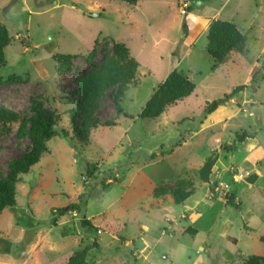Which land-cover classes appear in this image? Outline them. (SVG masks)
Instances as JSON below:
<instances>
[{
	"label": "rangeland",
	"instance_id": "obj_1",
	"mask_svg": "<svg viewBox=\"0 0 264 264\" xmlns=\"http://www.w3.org/2000/svg\"><path fill=\"white\" fill-rule=\"evenodd\" d=\"M12 1L0 0V22L12 37L0 68V178L31 148L29 136L18 133L23 121L38 112L56 120L57 135L22 176L17 206L0 213V264H67L84 249L96 264H241L264 257V0H18L8 9ZM213 20L234 23L247 36L244 51L226 64L206 50ZM119 42L139 63L124 115L115 108L113 83L92 111L93 126H85L86 111L73 119L84 99L79 82L102 68ZM58 54L73 56L69 67ZM174 70L197 85L195 93L157 119L140 118ZM241 86L223 106L240 107L203 127L207 103ZM244 133L256 139L236 142ZM88 163L100 164L91 179ZM178 179L192 183L189 200L154 197L156 187ZM224 186L238 206L211 203L213 193L227 194L216 191ZM196 201L202 203L195 208ZM73 203L83 213L56 216ZM83 218L94 229H82ZM226 221L230 237L221 234Z\"/></svg>",
	"mask_w": 264,
	"mask_h": 264
},
{
	"label": "trees",
	"instance_id": "obj_2",
	"mask_svg": "<svg viewBox=\"0 0 264 264\" xmlns=\"http://www.w3.org/2000/svg\"><path fill=\"white\" fill-rule=\"evenodd\" d=\"M128 5H136L139 0H114ZM12 37L5 25L0 22V68L6 66L5 50L11 45ZM207 53L214 60L216 64H226L229 57L234 52H243L247 36L243 33L237 25L229 21L213 20L210 24L207 36ZM113 57L107 58L102 64V68L93 69L81 81L80 91L84 96L82 104L77 106L76 111H73V119L79 115L83 116L86 111L88 117L84 125L92 127V111L97 102L104 96L109 86L113 83L118 84L116 92L113 95V101L118 114L124 115L123 100L126 94L127 85L136 82L135 79L138 74L139 63L133 58L129 48L124 43H114ZM97 54L96 47L93 48L89 54L88 61L95 59ZM56 60L63 67L70 66L72 55L58 54ZM259 72H257L251 79L254 86L259 83ZM20 80L19 77L10 76L8 81ZM1 83V82H0ZM244 86L236 88L231 95H227L224 99H219L211 103H207L205 111L207 117L203 127L210 125L211 120L218 119V114L223 106L230 103L233 95L244 90ZM197 89V85L192 82L187 76L174 70L161 86L154 92L151 99L146 103L145 107L140 113L142 119H157L163 115L169 108L175 106L177 103L184 101L192 96ZM233 110L239 105H233ZM218 112V113H216ZM216 113V114H215ZM209 114V115H208ZM214 114V115H213ZM220 119V118H219ZM91 121V122H90ZM57 123L54 119H47L38 112H35L28 120L23 121L18 133L21 136H29L31 141V148L24 152L18 159L12 160L9 166L8 174L0 178V213L7 208L17 206V187L21 182L22 176L30 172V170L38 164L42 157L49 152L47 143L57 135L55 130ZM74 125L77 127L76 121ZM88 127L80 128V138L86 139L84 132L88 131ZM65 135H67L65 133ZM255 140V134L244 133L237 135L236 142L244 143L246 140ZM184 141L180 140L178 145ZM232 150V146L229 148ZM88 178H93L100 171V164H87ZM101 185L104 190L110 188V184L102 180ZM193 185L184 179H178L174 182H167L155 188L153 195L156 198H165L172 196L176 204H183L194 195ZM82 198L84 195L81 196ZM226 206H238L237 196L235 192L225 194ZM70 211H78L83 213L82 207L78 204H71L67 208L58 209L56 216H64ZM82 229L91 228L94 226L88 219H81ZM198 231L193 228H188L187 233L196 234ZM264 243V236L260 238ZM88 249H84L75 253L67 264H96L87 260ZM240 257V254L239 256ZM241 264H264V257L248 256L242 260Z\"/></svg>",
	"mask_w": 264,
	"mask_h": 264
},
{
	"label": "crops",
	"instance_id": "obj_3",
	"mask_svg": "<svg viewBox=\"0 0 264 264\" xmlns=\"http://www.w3.org/2000/svg\"><path fill=\"white\" fill-rule=\"evenodd\" d=\"M216 113H218V112H216ZM215 113V114H216ZM233 113V107L232 106H229L228 108H226V107H221V109H220V111H219V114H218V118H222V117H226V116H228V115H231ZM215 119V118H214ZM249 140H252V139H248V140H246L245 142H244V145H246L247 143H248V141ZM252 146V144H250V147ZM249 147V146H248ZM235 163H236V161H235ZM228 194V193H227ZM225 196V195H224ZM189 200V199H188ZM202 203V201H196V204H195V208H196V206L199 204H201ZM211 203H214V205L215 204H220V205H223L224 207L226 206L225 205V199H224V197L222 196V195H220V194H214L213 193V202H211ZM226 207H228V206H226ZM198 209V208H197ZM196 209V210H197ZM186 217V216H185ZM217 221V216H215L213 219H212V225H214L215 224V222ZM231 222H229V221H226L225 223H224V225H223V229L221 230V234L224 236V237H230V236H228L227 234H228V232H229V230H230V228H231ZM196 230V229H195ZM198 231V230H197Z\"/></svg>",
	"mask_w": 264,
	"mask_h": 264
},
{
	"label": "built area",
	"instance_id": "obj_4",
	"mask_svg": "<svg viewBox=\"0 0 264 264\" xmlns=\"http://www.w3.org/2000/svg\"><path fill=\"white\" fill-rule=\"evenodd\" d=\"M244 177V174L243 173H239V174H237V180H241L242 178ZM223 191V192H229L228 190H229V187H227V186H224L223 188H220V189H218V188H216V191Z\"/></svg>",
	"mask_w": 264,
	"mask_h": 264
},
{
	"label": "water",
	"instance_id": "obj_5",
	"mask_svg": "<svg viewBox=\"0 0 264 264\" xmlns=\"http://www.w3.org/2000/svg\"><path fill=\"white\" fill-rule=\"evenodd\" d=\"M18 2V0H13L12 2H11V4L9 5V8L8 9H11L16 3ZM90 15H92V14H90ZM234 162V159H233V161H232V163ZM231 163V164H232Z\"/></svg>",
	"mask_w": 264,
	"mask_h": 264
}]
</instances>
